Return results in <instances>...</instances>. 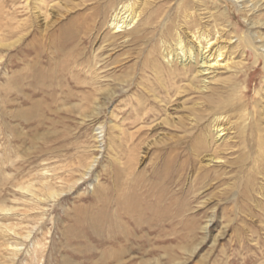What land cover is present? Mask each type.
Here are the masks:
<instances>
[{
    "label": "rangeland",
    "instance_id": "obj_1",
    "mask_svg": "<svg viewBox=\"0 0 264 264\" xmlns=\"http://www.w3.org/2000/svg\"><path fill=\"white\" fill-rule=\"evenodd\" d=\"M46 1L43 12H48V22L35 18L40 6L36 0H0V264H155L156 260L159 264H264V178L259 174L261 158L254 142L248 144L247 152L237 139V152L226 155L228 161L209 176L187 166L183 180L171 186V194L154 210H172L174 219L166 224L168 233L150 211L146 218L152 223L141 231L132 220L120 224L113 218H99L100 210L112 213L113 201L136 184L141 197H156L159 190L154 186L164 166L175 161L174 173L180 164L185 167L191 160L194 136L184 134L182 125L178 130L174 126L179 119L189 124L195 101H189L185 109L181 104L191 98L189 94L181 101L174 98L168 125L165 112L158 109L149 92L153 88L164 97L167 83L171 86L168 74L165 82H160L155 73L156 59L163 62L155 50L161 45L164 24L155 10L166 2L152 1L145 22L125 42L109 26L112 4L120 0ZM196 1L195 5L204 4V9L214 0ZM254 2L262 7L253 18L264 24V0ZM225 6L219 4L217 9L223 11ZM227 9L228 37L244 39L252 32L264 39V27L250 30L237 7L229 2ZM152 13L154 21L150 23ZM169 17L173 20L176 12ZM73 39L76 42L69 45ZM223 41L230 44L227 37ZM235 42L228 45L232 52ZM16 43L14 48L7 47ZM244 51L246 63L237 76L221 74L220 81L233 79L238 96L245 93L250 111L261 113L264 61H256L245 40L232 58L240 62ZM96 61L104 70L99 81L89 72ZM34 72L50 77L53 87L40 91ZM135 73L134 81L125 84V91L120 90V81ZM232 82L222 90L223 100L235 98ZM106 90H117V96L96 114L87 100H103ZM52 94L55 100L50 98ZM81 104H85L82 109L77 107ZM154 108L158 110H150ZM145 115L143 125L138 118ZM141 125L145 126L142 132ZM151 126L152 131L148 129ZM142 149H146V160L138 165L135 155ZM244 154L248 162L239 160L246 158ZM94 159L98 164L92 177L71 190ZM97 179L99 185L93 193L89 184ZM49 190L66 192L52 202L47 200ZM155 200L158 202V197ZM208 223L207 235L202 228Z\"/></svg>",
    "mask_w": 264,
    "mask_h": 264
},
{
    "label": "bare ground",
    "instance_id": "obj_2",
    "mask_svg": "<svg viewBox=\"0 0 264 264\" xmlns=\"http://www.w3.org/2000/svg\"><path fill=\"white\" fill-rule=\"evenodd\" d=\"M36 1L40 3V6L37 8L38 10H36L34 14L35 18L37 20L44 19L45 22H48V12H45L46 14H44L43 12L44 8L48 5L47 1ZM152 1H160V3L166 2V5L164 7L155 10L156 13L159 14L160 19H162L161 23L164 22L163 34L161 38L162 41L160 43L161 45L157 50H155V54L160 53L163 58V62H160L156 59L155 67L157 66V68H155V73L158 77V81L160 82H165V77H167L165 74H168L170 76L169 79L172 80H169L171 81V86L169 83H167L169 86L168 88H166V91H164V97L153 90V88L149 92L155 104L157 103L158 109H162L163 112H165L167 118L165 119L164 123L168 125V122L170 121L168 119H171V116H173V106L171 105H173V103L175 102L174 98L179 97V101H181L185 97V95L189 94V98H191L181 104V108L185 109L188 108L187 104L189 101L196 102L197 100L196 103L194 102L193 109H190L191 116L189 115V117L191 119L190 122L188 121V125L183 122V119L178 120V118L174 117V120L177 119L179 121L176 122L174 126L175 128H177V130L182 125L181 128L184 129V134H186L187 136H194L192 138L193 140H190V142L193 141L194 144L190 146L191 149L189 155L191 160H188L186 162L185 167L183 166V164H180L179 167L177 166L178 169H175L174 171L175 176L177 175L176 177H174L173 173V170L175 168V161H169L167 165L164 166V173L162 172V175L165 176H160L159 172L158 174H156L157 178L158 176H160V180L159 182H157V186L154 187H157L159 191H157L158 193L155 194L156 197H154V195H150V197H148L149 201L146 198L147 204H143L146 199L143 198L144 196L141 197L140 185L136 184L133 188L124 190L125 192L119 194L118 198H114L115 201L113 202L115 204V209L112 210V213L108 209H104L100 210L101 212L98 216L101 219L113 218L119 220L120 224H123V221H125L126 219L132 220L135 223L134 227L140 230L144 225H150V223H152L150 222L151 220H148L146 218V212L150 211L155 214L153 218L156 217V220H158V222L164 224L162 230L168 233L169 226L167 227L166 224H171L174 219V217L172 218L171 216L172 210H170L169 208L163 209L159 212H156L154 210H156V206L159 205L162 198H164L167 194H171L170 192L173 189H170L171 186H174L176 183L183 180V175H185V172L188 171L187 166L192 167L196 170V172L199 171L200 173H205L206 176H209L211 172L216 173L217 170L222 167L223 163H226L228 161L229 158L226 155L233 156V152H237L235 146L237 145V139H239L240 143L248 148L247 152H249L250 148L248 144H252V142H254V145H257V151L259 153L258 156L261 158V162H259V174L264 178V98L262 100L263 102H260V108L262 107L261 113H258L257 111L251 112L250 103L247 102L245 93L241 94L240 97L238 96L236 87L234 86L235 83L232 82L233 79L220 81L219 77L221 74L228 73H232L235 76L239 69L244 67V63H246L245 57L247 56V51L241 52L240 62H237L235 57L232 58V55L236 54L235 56H237V52H239L240 47L242 46V41L244 40L247 48L255 53L256 61H264V39L259 33L251 32V34L249 36H246L244 39L236 38V36L228 37L231 28L228 13L229 11L227 9V7H229V2H231V4L238 8L239 12L244 16L245 21L249 24V26H251L250 30H252V28L255 29L259 26L264 27V24H262L261 21L256 22L253 18L262 7L259 2H254V0H224L225 2H223V0H214L213 2L210 1L209 3L205 2L206 6L204 9H202L204 4H200V6L199 4L198 6L195 5V3L197 2L196 0H191L193 1L192 5H194V7H192V5L190 4V0L189 2H187V0H120L118 3L112 4V21L109 25L110 29L115 32L117 37L124 39L126 42L127 39H130L129 37L138 32L137 27L142 25V22L144 21V15H146V13L151 10V7L154 6V4L151 3ZM219 4H226L223 11L217 9L219 7ZM209 6L213 7V11L211 10V8L209 11ZM27 7L28 6H25V8ZM214 8L216 9L215 11ZM173 11L176 12V17L172 20V17H169V15H172ZM153 21L154 14L152 13L149 22L151 23ZM203 21H206L205 24L207 25H204L202 23ZM169 22L171 23V25H168ZM106 23L107 22H105L104 24ZM226 37L227 39H229L230 44L228 45H233L232 42L236 39V46L233 48V52L231 49L232 47L228 48L229 46L225 45L226 42L223 41V38ZM75 42L76 40L73 39L69 42V45H72ZM16 45L17 43L5 46H7L8 48H14L16 47ZM228 49H231L230 53ZM134 67L137 70L138 62L135 63ZM103 71V68L99 66V63H97V61L96 63H93L89 68V72L92 73L95 81H99L100 79H102L101 75L104 73ZM141 72H145L144 69H141ZM136 75V73L133 75L130 74L125 77L123 81H120L119 89L125 91V84L130 85L134 81V77L136 78ZM32 76L36 85L40 88V91L44 92L46 89L49 90L53 87L52 85H49V81H52V79L42 74V72H34ZM231 82L233 86H230V88L232 89V95L235 96V98L231 100H228V98L227 100H223L221 98L222 90L227 89ZM223 84L227 86H222ZM171 90H173L172 92H174V95H171ZM103 93L105 94H103L104 98L101 101L97 98L94 100L88 98L87 100V102L93 104V106L95 107L96 114H99L98 112L102 110L103 107L106 106L109 102H111L112 99L117 96L118 92L117 90H106V92ZM50 98L55 100L54 94L50 95ZM84 105L81 104L77 107H81L80 109H82ZM150 110L152 111L156 109L154 108ZM160 111L161 110H159V112ZM138 119L141 124L144 125L146 121V115L140 116ZM144 128L145 126L141 127L140 131ZM148 129L152 131L154 127L151 126ZM98 130L100 132L99 134H97L101 135L100 137L102 138L103 130L102 128H99ZM140 131H138V133ZM232 142L234 143L232 144ZM145 150L146 149H142L140 151L141 153H139L138 156L135 155L138 165L144 163L146 160ZM250 154H253L252 151L250 152ZM245 156L246 158L239 160L248 162L249 157H247V154ZM97 164L98 160L94 159L85 169L81 179L72 184L73 186L71 187V190L75 189V187H78L79 184L84 182L85 180L90 179L96 169ZM134 173H136V171H134ZM133 177H135V174H133ZM89 185L90 190H92L93 193H96V187L97 185H99V180L97 179V181L92 182ZM26 191L31 192V189H27ZM48 192L49 193L47 194L49 198H47V200L50 199V201L56 202L65 195L66 191L58 192L49 190ZM262 192L264 196V186L262 188ZM200 194L203 193H199V195ZM157 197L158 202L157 200L153 201ZM100 199H102V197ZM103 201H106V197H103ZM151 201H153L154 203H150ZM113 202L111 203L113 204ZM169 202H172V198ZM3 211L12 212V210ZM170 219L172 220L170 221ZM129 230L130 229H128V231ZM202 231L208 235L210 231V224L208 223L205 228H202ZM170 235L172 234L170 233ZM159 263V260L155 261V264Z\"/></svg>",
    "mask_w": 264,
    "mask_h": 264
}]
</instances>
